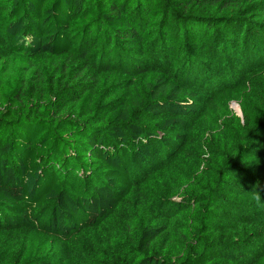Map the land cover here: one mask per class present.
<instances>
[{"label":"trees","instance_id":"1","mask_svg":"<svg viewBox=\"0 0 264 264\" xmlns=\"http://www.w3.org/2000/svg\"><path fill=\"white\" fill-rule=\"evenodd\" d=\"M257 189L264 0H0V264H264Z\"/></svg>","mask_w":264,"mask_h":264},{"label":"clouds","instance_id":"2","mask_svg":"<svg viewBox=\"0 0 264 264\" xmlns=\"http://www.w3.org/2000/svg\"><path fill=\"white\" fill-rule=\"evenodd\" d=\"M262 199H264V196H262L261 190L257 189L255 193V202L259 205Z\"/></svg>","mask_w":264,"mask_h":264},{"label":"rangeland","instance_id":"3","mask_svg":"<svg viewBox=\"0 0 264 264\" xmlns=\"http://www.w3.org/2000/svg\"><path fill=\"white\" fill-rule=\"evenodd\" d=\"M230 107L235 111L239 112V106L235 102H231Z\"/></svg>","mask_w":264,"mask_h":264},{"label":"water","instance_id":"4","mask_svg":"<svg viewBox=\"0 0 264 264\" xmlns=\"http://www.w3.org/2000/svg\"><path fill=\"white\" fill-rule=\"evenodd\" d=\"M239 114H240V109H239Z\"/></svg>","mask_w":264,"mask_h":264}]
</instances>
